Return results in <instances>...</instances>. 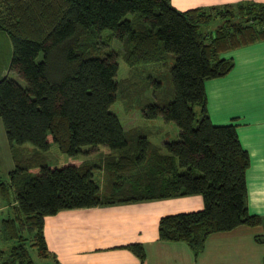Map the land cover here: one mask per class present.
I'll return each instance as SVG.
<instances>
[{
  "label": "trees",
  "instance_id": "1",
  "mask_svg": "<svg viewBox=\"0 0 264 264\" xmlns=\"http://www.w3.org/2000/svg\"><path fill=\"white\" fill-rule=\"evenodd\" d=\"M0 30L12 42L10 69L25 80L22 86L0 77L8 141L40 151L54 142L76 159L52 167L14 158L9 182L0 181L7 212L0 220V264L31 263V247L55 258L44 219L63 209L199 194L202 209L158 221L159 240L184 241L195 257L211 233L261 223L247 206L248 151L236 123L211 121L205 81L234 67L225 52L264 41V3L179 10L170 0H0ZM104 30L121 52L99 51ZM119 55L139 74V89L136 76L116 79ZM171 57L173 98L142 107L145 118L161 116L179 128L176 140L158 145L149 131L125 130L110 107L129 100L132 86L144 92L151 65L167 66ZM88 145L109 152L99 162L82 159L92 151L83 149ZM96 168L103 170L104 191ZM124 248L144 260L140 243Z\"/></svg>",
  "mask_w": 264,
  "mask_h": 264
},
{
  "label": "crops",
  "instance_id": "2",
  "mask_svg": "<svg viewBox=\"0 0 264 264\" xmlns=\"http://www.w3.org/2000/svg\"><path fill=\"white\" fill-rule=\"evenodd\" d=\"M170 2L187 10L264 0ZM223 55L232 57L235 65L226 75L205 81L208 114L215 124H237L240 141L250 157L247 206L250 213L261 217V223L211 233L195 257L184 241L159 240L158 221L165 215L202 209L199 194L63 209L44 219L45 240L55 264H264V41ZM100 158L90 161L99 162ZM130 243L143 246L142 262L124 248Z\"/></svg>",
  "mask_w": 264,
  "mask_h": 264
},
{
  "label": "rangeland",
  "instance_id": "3",
  "mask_svg": "<svg viewBox=\"0 0 264 264\" xmlns=\"http://www.w3.org/2000/svg\"><path fill=\"white\" fill-rule=\"evenodd\" d=\"M110 30H104L101 34V39L105 45H102L99 51L105 53L109 50H119L121 52L122 45L119 41L108 39L110 35ZM107 40V41H106ZM101 53V54H102ZM100 54V53H99ZM224 56V55H223ZM12 57V42L7 34L0 30V77L7 76L16 80L22 86L25 85V80L20 77V75L10 69V59ZM118 70L116 79L129 78L131 76L134 81L139 84V74L131 70L119 55L117 58ZM172 57L168 61L167 66L161 67L159 64H153L150 67L148 73L145 74L143 81V86H146L145 91L140 95L136 93V87L132 86L130 91L129 100L117 99L110 107V110L114 112L124 129L140 128L144 131H150V141L154 144L162 145L164 140H176L178 138L179 128L174 122H167L161 116L148 119L142 115V107L148 103H164L170 101L174 96L173 84L170 77V67L172 65ZM139 71V70H138ZM136 74V75H135ZM160 83V84H158ZM139 89V85H138ZM198 111V107H195ZM215 124V123H214ZM228 124V123H227ZM85 151H90L88 155L83 158L88 160H96L100 158L102 154L107 152L109 149L105 146H85L83 148ZM107 150V151H105ZM39 153V155H37ZM15 159L26 160L28 159H41V163H47L52 167H59L71 161H75L66 153H63L58 148V145L51 142L50 147L47 151H40L30 143H24L21 145L10 144L8 141L3 123L0 119V181L9 182V172L14 169ZM82 158V159H83ZM96 162V161H95ZM94 180L99 185L100 189L104 187V178L100 169H94ZM6 209L4 207V202L0 198V220L6 216ZM30 255L32 262L29 264H55L53 258H41L37 254L35 248H30Z\"/></svg>",
  "mask_w": 264,
  "mask_h": 264
}]
</instances>
